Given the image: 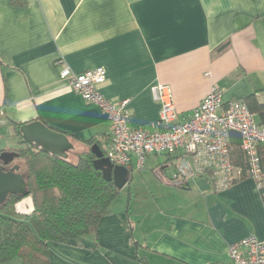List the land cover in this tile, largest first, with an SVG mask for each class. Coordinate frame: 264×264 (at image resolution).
Returning a JSON list of instances; mask_svg holds the SVG:
<instances>
[{"label": "crops", "instance_id": "crops-1", "mask_svg": "<svg viewBox=\"0 0 264 264\" xmlns=\"http://www.w3.org/2000/svg\"><path fill=\"white\" fill-rule=\"evenodd\" d=\"M58 59L75 73L103 68L101 94L129 100L132 128L156 124V85L169 88L179 122L215 87L223 105L264 104V0H0V148L6 134L12 142L0 152H15V125L34 121L100 147L109 139L106 116L59 79ZM129 171L125 204L116 198L94 235L52 244L49 264H231L228 245L264 240L254 179L217 192L181 152Z\"/></svg>", "mask_w": 264, "mask_h": 264}, {"label": "built area", "instance_id": "built-area-1", "mask_svg": "<svg viewBox=\"0 0 264 264\" xmlns=\"http://www.w3.org/2000/svg\"><path fill=\"white\" fill-rule=\"evenodd\" d=\"M55 65L59 79L106 116L110 135L101 150L113 166L130 170L134 165L141 169L149 155L181 152L191 159L194 172L207 174L214 190L221 192L241 173L230 158V138L236 133L247 173L260 187L263 176L257 148L264 142V128L256 123L243 102L223 105L220 91L215 87L188 118L179 122L169 88L156 85L151 88L152 97L160 106L156 124L132 128L129 100L113 102L101 94L106 83L103 68L75 73L63 59H58ZM5 123L4 108L0 106V126ZM228 256L231 264H264V240L251 234L228 245Z\"/></svg>", "mask_w": 264, "mask_h": 264}, {"label": "trees", "instance_id": "trees-1", "mask_svg": "<svg viewBox=\"0 0 264 264\" xmlns=\"http://www.w3.org/2000/svg\"><path fill=\"white\" fill-rule=\"evenodd\" d=\"M227 48L228 44L220 46L215 56ZM242 102L255 115L256 123L264 128V104H259L254 95ZM22 125H15L20 147L14 151L16 159L22 161L19 172L25 176L27 197L31 199L33 211L30 215L18 214L16 206L22 198L15 195L8 196L0 206V264L15 259L20 264H49L52 244L74 242L96 233L101 219L110 214L120 190L111 181H105L101 172L93 167L96 156L90 148L97 145L102 149L96 139L81 140L49 127L84 147L70 152L68 160L64 161L28 146L18 132ZM239 145L238 134L232 133L230 158L232 164L241 169L237 180L249 177ZM257 149L263 176L259 191L264 196V142Z\"/></svg>", "mask_w": 264, "mask_h": 264}, {"label": "water", "instance_id": "water-1", "mask_svg": "<svg viewBox=\"0 0 264 264\" xmlns=\"http://www.w3.org/2000/svg\"><path fill=\"white\" fill-rule=\"evenodd\" d=\"M18 132L28 146L56 159L67 161L68 154L75 152V148L67 136L51 130L40 121L24 124L18 129ZM90 151L96 156L93 161L94 169L101 172L105 181H111L116 189L121 190L130 179V171L123 167L113 166L97 145H93ZM16 158L17 153L15 152H0V206L8 196H19L22 201L16 206L17 213L30 215L33 207L31 199L27 197L28 191L24 174L19 172V166L15 164L8 171H4V166L12 164ZM24 204L27 206L23 210L21 207Z\"/></svg>", "mask_w": 264, "mask_h": 264}, {"label": "rangeland", "instance_id": "rangeland-1", "mask_svg": "<svg viewBox=\"0 0 264 264\" xmlns=\"http://www.w3.org/2000/svg\"><path fill=\"white\" fill-rule=\"evenodd\" d=\"M1 142V141H0ZM3 148H0V150L1 149H4V148H10V146H11V136L9 135V134H6V139L5 140H3ZM15 163H16V165L17 166H22V161H20V160H18V159H16V161H15ZM125 192H126V190H124L122 193H120L119 194V196L117 197V200H116V202H115V204L116 205H121V203L122 204H125V201H124V196H125ZM17 261L18 260H13L12 262H14V263H12V264H16L17 263Z\"/></svg>", "mask_w": 264, "mask_h": 264}, {"label": "flooded vegetation", "instance_id": "flooded-vegetation-1", "mask_svg": "<svg viewBox=\"0 0 264 264\" xmlns=\"http://www.w3.org/2000/svg\"><path fill=\"white\" fill-rule=\"evenodd\" d=\"M14 164H9L7 166H4V171H8Z\"/></svg>", "mask_w": 264, "mask_h": 264}]
</instances>
